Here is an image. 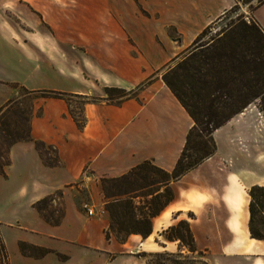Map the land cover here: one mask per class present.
<instances>
[{"label":"crops","instance_id":"0c3cea01","mask_svg":"<svg viewBox=\"0 0 264 264\" xmlns=\"http://www.w3.org/2000/svg\"><path fill=\"white\" fill-rule=\"evenodd\" d=\"M4 1L9 2L5 5L8 12L33 31L22 43L0 36V107L16 95L19 86L95 96H100L105 86L128 90L150 73L140 65L164 64L174 58L235 3L74 0L76 8L97 22L100 33L96 44L78 60L81 68H76L74 58L59 57L36 39L45 18L39 9L42 0ZM140 8L147 13L146 19L158 15L163 28H153V33L148 27L139 29L136 23L144 21L136 13ZM245 13L264 32V2ZM165 27H173L178 39L168 36ZM160 31L164 35L162 53L154 44L137 41L139 32L154 39ZM122 34L134 43L109 40ZM82 114L85 123L79 128L63 99L42 98L36 104L30 134L55 148L56 166L43 163L33 141H18L9 147V164L4 175L0 174V240L7 264H146L142 253L184 252L177 241L165 240L162 235L182 219L188 222L195 247L205 253L207 264H264V239L251 238L248 231V188L264 185V115L255 102L213 131L218 144L214 154L170 183L174 197L152 218L151 233L146 238L130 234L123 242L111 233L106 239L109 220L103 209L100 178L118 177L146 160L171 171L192 120L160 77L138 98L119 104L87 103ZM238 141L248 143L244 146L249 151L251 142L259 145L254 161L260 172H238L232 166L234 154L245 157L249 152L241 149ZM57 190L62 191L63 216L58 225H51L32 205ZM85 202L96 208L93 214H87ZM19 242L47 252L24 255Z\"/></svg>","mask_w":264,"mask_h":264},{"label":"trees","instance_id":"16d2710c","mask_svg":"<svg viewBox=\"0 0 264 264\" xmlns=\"http://www.w3.org/2000/svg\"><path fill=\"white\" fill-rule=\"evenodd\" d=\"M235 0L215 20L206 25L192 40L191 44L166 64L161 70V80L170 90L180 105L192 120L184 145L171 171L155 166L151 161H143L132 167L128 172L118 177L100 178L99 184L105 198L104 210L108 214L109 223L105 231L106 239L110 233L123 242L130 234H138L146 238L152 231L151 220L158 215L173 199L170 183L199 165L214 154L216 146L212 133L225 124L234 115L251 103H256L264 115V32L256 21L238 13V2L248 4L249 11L258 7L264 0ZM142 13H146L140 8ZM219 28L212 32V25L220 23ZM174 32L175 29L170 27ZM149 75L131 89L105 86L103 92L106 101L117 99L119 104L128 98H138L139 93L155 78ZM21 93L0 107V130L11 139L5 144L7 158L0 164V174L9 164V147L18 141H33L43 163L47 166L58 165L57 153L54 147L35 140L30 134L29 111L24 133L16 126L17 137L12 136V130L5 120L8 115H17L24 109L16 110L15 106L23 96L36 95L37 98L63 99L69 96H79L50 89L29 90L19 86ZM81 96V95H80ZM89 99V96H85ZM99 99L91 98V102ZM72 116V115H71ZM73 117V116H72ZM79 128L83 127L85 118L78 121L73 117ZM15 127V126H14ZM41 148L52 150L53 159L43 160ZM61 197L62 191L43 197L33 203V208L49 224L58 225L63 216L61 206L57 213L44 212V207L54 199ZM248 231L251 238L264 239V185L253 184L248 188ZM165 240L177 241L190 253L203 255L195 247L194 238L186 220H179L166 228L163 233ZM19 250L24 255H33L27 250H36L38 255L47 252L46 249L35 248L24 242L18 243ZM150 254L142 253L141 255ZM180 254V253H179ZM61 259L63 255L58 254ZM200 258V257H199ZM201 259V258H200ZM0 261L7 264L5 248L0 240ZM179 261V260H176ZM202 264L206 261L201 259ZM172 264H183L173 262Z\"/></svg>","mask_w":264,"mask_h":264},{"label":"rangeland","instance_id":"374dc122","mask_svg":"<svg viewBox=\"0 0 264 264\" xmlns=\"http://www.w3.org/2000/svg\"><path fill=\"white\" fill-rule=\"evenodd\" d=\"M255 1L256 0H252L251 3L254 4ZM23 2L28 3L27 1ZM7 3L9 2L0 0V36H9L8 38H10V42H12V40H15L17 43L25 42L28 39H25L24 36L30 38L29 32L33 31V29L29 25H26L25 23L21 22L16 16L9 13L5 7ZM238 4L239 8L237 12L243 13L246 18H250L248 14L245 13L249 12L248 4H243L241 2H238ZM39 9L42 10L45 18L42 19V24L38 28V33L40 34L41 39L40 37H37L36 39H38V41L42 43L43 47L48 48V50L55 53V55H58L59 57L69 56L74 58L78 62L76 68H81L82 65L78 60H81L84 57V53H88V48L94 46V44H96V40L99 39L100 33L98 32L97 22L94 21L92 17L89 18L85 11L76 8L74 0H42ZM136 13L140 18L144 20V23H136L139 29L143 30V28L146 29L148 27L149 29H151V33H153V28L156 29L159 27L161 29V26L163 28V20L158 15L152 14L148 17V19H146L144 16L147 15V13L144 14L140 10H137ZM221 24L222 22L214 23L212 25V32L217 30L219 28V25ZM164 30L168 36L170 35L172 38L178 39V35L170 27H165ZM136 35L137 41L140 44L143 45L147 42L154 44L155 48H157V52L159 53H162L163 48H165V46H163L162 44V38L164 35L161 31L160 36L156 34V36H154V39L147 38L145 34H142L141 32L137 33ZM110 39L127 40L134 43L132 41V38H130L128 35L125 37L124 34H122L121 38L109 37V40ZM6 40L7 39H5L4 41ZM55 42H58V47L55 46ZM132 50L135 55H138L134 47L132 48ZM183 51L184 50H181L177 54ZM172 58H170V60H168L164 64H143L140 65V67H142V69H147L148 71H150L148 76L154 74V78L156 79L161 76V70L164 65L171 64ZM142 80L138 81L136 84L140 83ZM17 91L21 93L20 88H17ZM87 96H89V99H86L82 95L64 97V101L68 106L69 114L75 117L78 121H82V110L84 105L87 103L104 102L108 104H113L117 102V99L115 98L112 101H106L104 99L106 96L103 91L100 96H95L91 94H87ZM91 98L99 100L91 102ZM41 99L42 98H37L36 95L23 96L19 100V103L15 106V108L16 110L23 108L24 112H21L20 114L18 113L17 115H8L6 119L3 120L6 122V124L9 125V128L12 130L13 137H17V133L15 132L16 126L22 128V132L24 133L26 129V120L28 118L29 111H34L36 104H38ZM10 139L11 138L8 135H6L3 131L0 130V164L4 163L7 158L5 144ZM213 140L217 149L218 144L214 136ZM252 142L250 146V151L247 150V148H245L244 146L249 145L248 143H243L241 141L237 142L241 149L249 151L245 152V157L239 154H234V159L232 158V160H230L232 166L234 168H237L236 170L238 172H260L258 162L254 161L255 152L258 151L259 145L257 143ZM248 153H250V157H248ZM41 156L43 160L51 161V159H53V152L52 150L41 148ZM53 197L54 199L48 202V204L44 207V212L47 215L49 214V212L57 213L60 207L62 206L60 198L57 196ZM85 204L86 206L89 205L87 202H85ZM92 209L94 213V209L96 208L92 207ZM111 234L114 235V233ZM178 245L180 249L184 250V252H156L145 254V256L142 255V257L144 258L146 264H172L173 262H181L183 264H202L203 262L201 261V259L206 261V256L204 252L203 255L200 256L196 253H190L185 247L180 246L179 243ZM27 252L33 255L38 254L36 250L32 249L27 250Z\"/></svg>","mask_w":264,"mask_h":264},{"label":"built area","instance_id":"2783aa9c","mask_svg":"<svg viewBox=\"0 0 264 264\" xmlns=\"http://www.w3.org/2000/svg\"><path fill=\"white\" fill-rule=\"evenodd\" d=\"M84 208H86V212H87L88 215L93 214V210H92V208H89V207H87L86 205L84 206Z\"/></svg>","mask_w":264,"mask_h":264}]
</instances>
